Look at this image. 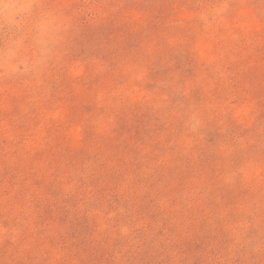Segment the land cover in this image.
<instances>
[{"label":"rangeland","instance_id":"374dc122","mask_svg":"<svg viewBox=\"0 0 264 264\" xmlns=\"http://www.w3.org/2000/svg\"><path fill=\"white\" fill-rule=\"evenodd\" d=\"M0 264H264V0H0Z\"/></svg>","mask_w":264,"mask_h":264},{"label":"trees","instance_id":"16d2710c","mask_svg":"<svg viewBox=\"0 0 264 264\" xmlns=\"http://www.w3.org/2000/svg\"><path fill=\"white\" fill-rule=\"evenodd\" d=\"M108 78H111V76L110 77H108ZM126 135V138H127V136L128 137H130V138H132L133 140H137L136 138L138 137V133L137 132H131V133H129V134H125Z\"/></svg>","mask_w":264,"mask_h":264}]
</instances>
